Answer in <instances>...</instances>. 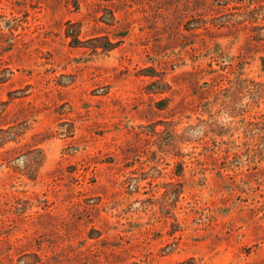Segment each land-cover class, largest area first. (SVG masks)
Returning a JSON list of instances; mask_svg holds the SVG:
<instances>
[{
	"label": "rangeland",
	"instance_id": "rangeland-1",
	"mask_svg": "<svg viewBox=\"0 0 264 264\" xmlns=\"http://www.w3.org/2000/svg\"><path fill=\"white\" fill-rule=\"evenodd\" d=\"M0 264H264V0H0Z\"/></svg>",
	"mask_w": 264,
	"mask_h": 264
}]
</instances>
